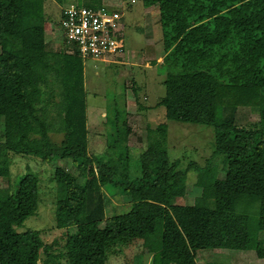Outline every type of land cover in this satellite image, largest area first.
Listing matches in <instances>:
<instances>
[{"label": "trees", "instance_id": "1", "mask_svg": "<svg viewBox=\"0 0 264 264\" xmlns=\"http://www.w3.org/2000/svg\"><path fill=\"white\" fill-rule=\"evenodd\" d=\"M87 1L86 8L101 6ZM141 3L158 13L165 72L159 105L167 120L213 130L211 157L224 159L223 178L193 165L200 195L181 205L187 171L168 164L161 143L139 155L135 178L110 156L89 154L82 60L73 46L46 47L43 0H0V177L8 176L10 155L68 161L76 171L54 172L55 227L76 229L65 241V264H105L113 243L141 236L135 216L156 210L161 241L150 264H196L197 251L216 249L264 259V0ZM247 115L257 121L244 125ZM58 133L55 143L50 134ZM23 178L0 189V264H53L57 257L37 231L17 232L37 209V188ZM104 186L128 198L125 212L105 217Z\"/></svg>", "mask_w": 264, "mask_h": 264}, {"label": "rangeland", "instance_id": "2", "mask_svg": "<svg viewBox=\"0 0 264 264\" xmlns=\"http://www.w3.org/2000/svg\"><path fill=\"white\" fill-rule=\"evenodd\" d=\"M100 2L99 5L117 8L123 14L121 38L124 51L120 56L108 57L107 61L86 60L82 63L86 150L89 154L110 156L118 170L135 178L140 174L137 166L139 155L149 145L161 143L168 164L176 162L178 170L187 171L186 192L177 203L191 205L200 195V188L195 185L193 165L208 166L215 171L218 179L223 178L224 159L211 157L213 130L207 126L167 120L165 110L159 105L164 98L162 82L165 72L161 67L162 41L156 7H145L141 0ZM87 3V0H63L57 4L53 0H43V32L49 50L64 51L58 25L60 9L68 4L87 7ZM49 112L54 115L52 105ZM244 117V125L257 121L255 115ZM50 138L59 143L62 135L50 134ZM56 169L76 175L68 161L45 164L30 156L10 155L8 176L0 177V189H11L21 176L35 184L36 212L23 222L17 232L37 231L47 252L57 257L53 264H65V241L76 229L55 227ZM75 185L83 187L80 179ZM102 192L105 196V217L127 210L128 198L109 186L102 187ZM135 220L142 226L141 236L127 243H113L105 264H150L152 254L160 249L162 210L138 214ZM97 227L101 229L103 222H98ZM260 233V238L264 240V231ZM43 258L40 253L38 263ZM195 262L249 264L245 253L218 249L197 251Z\"/></svg>", "mask_w": 264, "mask_h": 264}, {"label": "built area", "instance_id": "3", "mask_svg": "<svg viewBox=\"0 0 264 264\" xmlns=\"http://www.w3.org/2000/svg\"><path fill=\"white\" fill-rule=\"evenodd\" d=\"M58 25L65 50L70 52L67 48L73 46L82 63L123 54V14L117 8L68 4L60 9Z\"/></svg>", "mask_w": 264, "mask_h": 264}, {"label": "crops", "instance_id": "4", "mask_svg": "<svg viewBox=\"0 0 264 264\" xmlns=\"http://www.w3.org/2000/svg\"><path fill=\"white\" fill-rule=\"evenodd\" d=\"M99 3L101 4L100 0H99ZM43 40H44V43L47 47V43H46V40H45V32H43ZM86 125V123H85ZM245 253V255L248 257V261H249V264H264V259H259V258H256V256L254 255V253L251 251H233V253ZM229 254V253H228Z\"/></svg>", "mask_w": 264, "mask_h": 264}]
</instances>
